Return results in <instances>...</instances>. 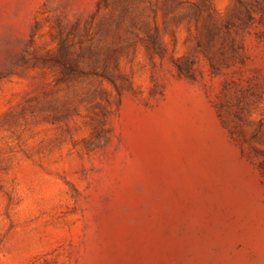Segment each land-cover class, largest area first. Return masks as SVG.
I'll return each instance as SVG.
<instances>
[{"label": "rangeland", "instance_id": "obj_1", "mask_svg": "<svg viewBox=\"0 0 264 264\" xmlns=\"http://www.w3.org/2000/svg\"><path fill=\"white\" fill-rule=\"evenodd\" d=\"M0 264H264V0H0Z\"/></svg>", "mask_w": 264, "mask_h": 264}]
</instances>
